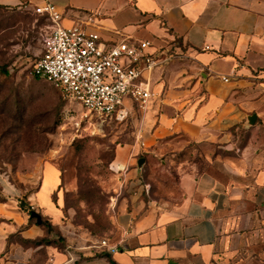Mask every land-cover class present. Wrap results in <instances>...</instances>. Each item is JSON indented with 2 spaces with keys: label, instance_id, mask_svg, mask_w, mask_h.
<instances>
[{
  "label": "crops",
  "instance_id": "1",
  "mask_svg": "<svg viewBox=\"0 0 264 264\" xmlns=\"http://www.w3.org/2000/svg\"><path fill=\"white\" fill-rule=\"evenodd\" d=\"M0 2L53 4L63 27L150 41L161 61L146 74L155 95L136 141L113 163L129 190L114 217L115 262L264 261V0ZM141 156L155 189L135 167Z\"/></svg>",
  "mask_w": 264,
  "mask_h": 264
},
{
  "label": "rangeland",
  "instance_id": "2",
  "mask_svg": "<svg viewBox=\"0 0 264 264\" xmlns=\"http://www.w3.org/2000/svg\"><path fill=\"white\" fill-rule=\"evenodd\" d=\"M35 9L0 2V264H110L103 254L112 251L101 242L113 245L117 204L129 193L113 163L118 148L135 143L144 115L90 113L34 79L50 32ZM154 173L144 167L142 175L155 189ZM211 264L235 263L220 255Z\"/></svg>",
  "mask_w": 264,
  "mask_h": 264
},
{
  "label": "built area",
  "instance_id": "3",
  "mask_svg": "<svg viewBox=\"0 0 264 264\" xmlns=\"http://www.w3.org/2000/svg\"><path fill=\"white\" fill-rule=\"evenodd\" d=\"M35 10L50 22V32L43 41L33 75L90 113L125 118L135 109L148 110L155 94L146 74L161 64L148 53L152 42L135 43L122 36L108 43L97 32L63 27L61 13L53 4L37 6ZM101 247L110 251L117 248L106 240Z\"/></svg>",
  "mask_w": 264,
  "mask_h": 264
},
{
  "label": "trees",
  "instance_id": "4",
  "mask_svg": "<svg viewBox=\"0 0 264 264\" xmlns=\"http://www.w3.org/2000/svg\"><path fill=\"white\" fill-rule=\"evenodd\" d=\"M44 17V16H43ZM45 19L47 20V18L45 17ZM8 74V73H6ZM34 79L36 80H43V79H40L39 77H36L35 75H33ZM45 81V80H44ZM19 208L22 210V211H26L27 209L24 207V203L21 202V205L19 206ZM33 212V211H32ZM31 211L29 212L30 215L32 213ZM33 219V218H31ZM103 257H105L107 259V261L110 263V264H118L117 262H115L112 258V254L111 253H106V254H103Z\"/></svg>",
  "mask_w": 264,
  "mask_h": 264
},
{
  "label": "water",
  "instance_id": "5",
  "mask_svg": "<svg viewBox=\"0 0 264 264\" xmlns=\"http://www.w3.org/2000/svg\"><path fill=\"white\" fill-rule=\"evenodd\" d=\"M145 161H146L145 158H141V159L138 160V168H139L140 170L142 169V167H143ZM30 217L33 218V219H36L38 225H42L43 220H42L41 216H40L37 212L33 211V212L31 213Z\"/></svg>",
  "mask_w": 264,
  "mask_h": 264
}]
</instances>
